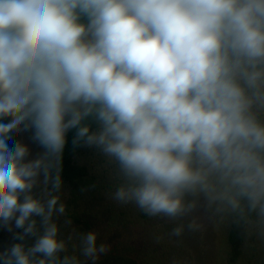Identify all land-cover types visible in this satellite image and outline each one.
Listing matches in <instances>:
<instances>
[{
	"label": "clouds",
	"instance_id": "9594fccd",
	"mask_svg": "<svg viewBox=\"0 0 264 264\" xmlns=\"http://www.w3.org/2000/svg\"><path fill=\"white\" fill-rule=\"evenodd\" d=\"M29 131L40 157L9 146ZM69 132L118 165L114 201L188 220L171 236L226 216L264 235V0H0V229L21 241L0 264H82L47 162Z\"/></svg>",
	"mask_w": 264,
	"mask_h": 264
},
{
	"label": "rangeland",
	"instance_id": "374dc122",
	"mask_svg": "<svg viewBox=\"0 0 264 264\" xmlns=\"http://www.w3.org/2000/svg\"><path fill=\"white\" fill-rule=\"evenodd\" d=\"M18 140L29 146L30 158L43 155L44 150L32 141L30 131L18 135ZM75 161L87 168L88 187L82 189L77 197L66 184L53 193L65 205V214L53 217L60 229V238L66 242L65 254L75 255L82 264H89L81 253L78 237L95 231L98 234L97 243L109 246L107 253L132 257L140 264H229L226 236L230 217L226 216L223 221L219 217L205 219L201 230L192 232L185 227L180 237L171 236L174 227L180 223L186 225L188 220L149 217L134 204H119L112 199V193L124 183L114 161L98 149L86 147L76 154ZM52 163L54 166L57 163L54 157ZM44 188L41 176L36 192L41 193ZM199 214L203 215V211ZM36 219L39 226V218ZM261 231L257 226L252 228L251 249L236 264H264V235ZM13 236L14 232L0 229V252L21 242L14 240ZM34 239L26 237L22 243L29 247Z\"/></svg>",
	"mask_w": 264,
	"mask_h": 264
},
{
	"label": "trees",
	"instance_id": "16d2710c",
	"mask_svg": "<svg viewBox=\"0 0 264 264\" xmlns=\"http://www.w3.org/2000/svg\"><path fill=\"white\" fill-rule=\"evenodd\" d=\"M73 133L69 132L67 135V142L63 153L57 163H52V158L48 160L51 164L50 173L52 178L59 175L61 185L66 184L70 187L74 197H77L81 190L89 185L88 171L84 166H80L75 161L76 154L82 147H73L72 144ZM18 136H14L13 140L9 141L11 147ZM254 219V217H253ZM254 225L240 224L237 225L230 217L229 229L226 236V248L229 264H236L238 261L249 252L250 241L252 240V228ZM97 264H140L136 259L124 255L109 252L104 254Z\"/></svg>",
	"mask_w": 264,
	"mask_h": 264
}]
</instances>
